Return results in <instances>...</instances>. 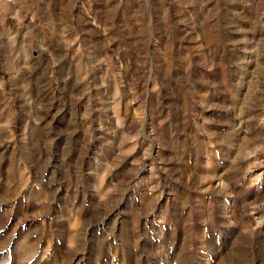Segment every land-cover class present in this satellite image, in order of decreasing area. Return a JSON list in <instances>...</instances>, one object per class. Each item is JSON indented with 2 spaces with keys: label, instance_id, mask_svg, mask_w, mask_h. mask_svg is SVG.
I'll return each instance as SVG.
<instances>
[{
  "label": "rangeland",
  "instance_id": "rangeland-1",
  "mask_svg": "<svg viewBox=\"0 0 264 264\" xmlns=\"http://www.w3.org/2000/svg\"><path fill=\"white\" fill-rule=\"evenodd\" d=\"M0 264H264V0H0Z\"/></svg>",
  "mask_w": 264,
  "mask_h": 264
}]
</instances>
